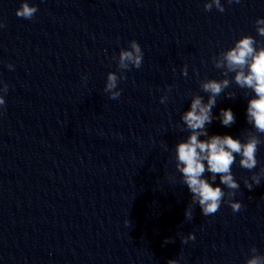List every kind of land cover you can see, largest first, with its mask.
<instances>
[{"label": "clouds", "instance_id": "clouds-1", "mask_svg": "<svg viewBox=\"0 0 264 264\" xmlns=\"http://www.w3.org/2000/svg\"><path fill=\"white\" fill-rule=\"evenodd\" d=\"M239 3V0H228V3ZM216 10L223 13L224 6L221 0H207L204 4L205 11ZM38 11V7L31 5L29 0H22L20 8L16 10V16L19 18L31 20ZM256 32L264 37V18H257L255 21ZM4 27L0 23V28ZM257 40L244 35L234 46L221 53V59L217 60V68L226 66L228 71H235V81L241 88H250L255 94V98L248 101L246 115L247 122L252 125L258 135H249L245 141L233 138L230 135H213L206 140L198 139L199 136H207L205 125L212 122V109L216 104V97L229 86L228 80L217 82L209 80L202 84V89L210 93L208 102H202L200 96H196L191 102V108L183 116L182 120L191 130V135L186 142H180L176 146L177 170L182 174L184 185L187 186L191 194V203L185 210V218L193 219V206L198 205L202 215L211 216L220 210L221 204L227 203L232 211L239 212L243 207L239 201L233 199L240 184L234 178L232 166L239 156V166L252 172L249 178H245L243 183L249 191L253 190L254 185L261 184L264 177V167L259 172L253 170L260 163L256 157L259 146L264 143L260 136L264 135V47L257 51L255 45ZM143 51L139 43L135 40L129 42L128 49H121L119 52L117 67L120 70H131L132 67L139 69L143 62ZM113 59H117L113 57ZM247 66V74L243 70ZM9 70H14L12 64H8ZM237 69H240L237 71ZM123 72V71H122ZM182 75L187 76V65L181 70ZM87 79V77H82ZM126 79L121 74L115 72L107 74V80L104 92L109 94L113 100L119 99L121 90L118 89V82ZM8 84L0 82V109L5 105V96L8 92ZM171 91V86L168 88ZM230 97L232 93L228 94ZM168 100L167 94L161 96L160 102L165 103ZM2 114V112H0ZM221 123L224 126H230L235 122V117L231 109H222ZM211 173L210 177L204 178L205 172ZM219 176L220 184L225 186L226 192L222 187L215 184ZM129 221H125L127 225ZM188 240H195V235L189 233L187 237H181L182 243ZM172 238H167L164 244L173 243ZM253 253L245 264H264V255L257 254L255 247L251 248ZM167 264H180L178 259H169Z\"/></svg>", "mask_w": 264, "mask_h": 264}]
</instances>
